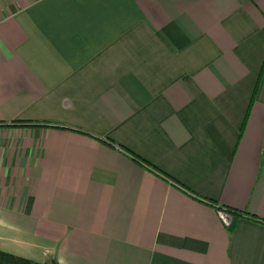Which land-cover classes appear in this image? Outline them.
I'll use <instances>...</instances> for the list:
<instances>
[{"label":"crops","instance_id":"1","mask_svg":"<svg viewBox=\"0 0 264 264\" xmlns=\"http://www.w3.org/2000/svg\"><path fill=\"white\" fill-rule=\"evenodd\" d=\"M263 64L264 0H0V251L264 264Z\"/></svg>","mask_w":264,"mask_h":264},{"label":"trees","instance_id":"2","mask_svg":"<svg viewBox=\"0 0 264 264\" xmlns=\"http://www.w3.org/2000/svg\"><path fill=\"white\" fill-rule=\"evenodd\" d=\"M263 76H264V64H263L262 70L260 72V75H259L256 87H255V90H254V94H253V98H252V102L251 103H253L255 101V99H256V96H257L258 91L260 89V85H261ZM248 115H249V111H248L247 116ZM246 120H247V117H246ZM246 120L244 122L242 130L244 129ZM135 158L137 160H139V158L137 156H135ZM143 162H145V161H143ZM149 166L153 170L158 171L155 167H153L151 165H149ZM164 176L167 177L166 174H164ZM210 204H212V203L210 202ZM218 209L225 210L227 213L231 214L233 217H237V218L238 217H247V218H250L253 221H256V222L264 224V219H261V218H259L257 216H254V215H250V214H248V213H246L244 211H240L238 209L222 207V206H219ZM229 229H230V231H232L233 227H231ZM0 264H59V263L56 260L40 263V262H36V261L30 260V259H26V258H23V257L16 256V255H13V254H10V253H7V252L0 251Z\"/></svg>","mask_w":264,"mask_h":264},{"label":"built area","instance_id":"3","mask_svg":"<svg viewBox=\"0 0 264 264\" xmlns=\"http://www.w3.org/2000/svg\"><path fill=\"white\" fill-rule=\"evenodd\" d=\"M219 216L222 223L229 229L232 227L233 216L227 213L225 210L219 209Z\"/></svg>","mask_w":264,"mask_h":264}]
</instances>
